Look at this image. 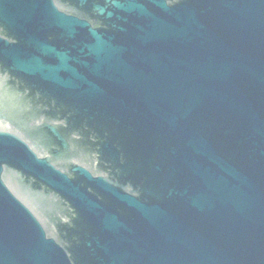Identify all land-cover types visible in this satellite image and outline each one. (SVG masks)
<instances>
[{
	"label": "water",
	"instance_id": "obj_1",
	"mask_svg": "<svg viewBox=\"0 0 264 264\" xmlns=\"http://www.w3.org/2000/svg\"><path fill=\"white\" fill-rule=\"evenodd\" d=\"M0 264H264V0H0Z\"/></svg>",
	"mask_w": 264,
	"mask_h": 264
},
{
	"label": "flooded vegetation",
	"instance_id": "obj_2",
	"mask_svg": "<svg viewBox=\"0 0 264 264\" xmlns=\"http://www.w3.org/2000/svg\"><path fill=\"white\" fill-rule=\"evenodd\" d=\"M56 116L59 117V116H61V115L56 114L55 117H56ZM90 148H91V150H92V147H90ZM98 167L101 168V167H102V163H101Z\"/></svg>",
	"mask_w": 264,
	"mask_h": 264
}]
</instances>
